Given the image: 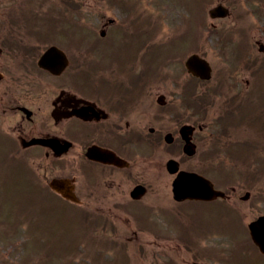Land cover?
<instances>
[{"label": "flooded vegetation", "instance_id": "obj_1", "mask_svg": "<svg viewBox=\"0 0 264 264\" xmlns=\"http://www.w3.org/2000/svg\"><path fill=\"white\" fill-rule=\"evenodd\" d=\"M69 10L71 28L64 0H0V136L37 154L39 184L72 180L74 199L52 192L68 205L49 240L52 258L120 264L123 247L162 252L156 263L188 264L184 253L190 264H215L222 255L211 243L213 206L233 194L177 201L172 184L179 171L210 176L220 118L213 125L198 108L189 111L184 82H170L159 68L153 76L147 55L119 56L115 41L95 35L87 45L80 5ZM80 229L92 233L78 236Z\"/></svg>", "mask_w": 264, "mask_h": 264}, {"label": "rangeland", "instance_id": "obj_2", "mask_svg": "<svg viewBox=\"0 0 264 264\" xmlns=\"http://www.w3.org/2000/svg\"><path fill=\"white\" fill-rule=\"evenodd\" d=\"M175 1V2H174ZM156 0V1H146L147 6H149V8L154 9L155 11L158 10L159 12H161V16L163 17V27H164V33L165 31H167V29H171L174 30V26L180 24V23H187L188 19H192L194 18L195 21L197 23H199V21L204 22L205 24L208 25V22L210 21V18H208V14L207 11L209 9V7L213 4H215V2H217V0H209L208 4L204 7L201 8L200 6H198V9L196 8L195 10H193V8L191 7L189 8H184L182 4H190V1L187 0ZM229 4L232 3V0H228ZM260 1L257 0L256 4H253L254 7L256 5H258ZM178 3V4H177ZM233 18L232 19H227V20H223L222 21H217L216 20V24H217V28L221 31V29H223L224 27H230L232 24L234 26H237L238 24V18H239V12L242 10V8H239V5L236 4L235 2H233ZM195 5V4H194ZM244 6V9H248V5H245V3L241 4L240 6ZM242 6V7H243ZM246 11H251V10H246ZM253 12V10L251 11ZM250 13V12H249ZM152 18L154 19V14H152ZM249 16V15H248ZM198 19H196V18ZM205 17V18H204ZM84 20H86L89 24L90 27H92L93 23L97 24V19H95V17H90V15H87ZM184 20V21H183ZM240 23L241 26L243 25L246 29L250 30L251 27V37L253 38L254 36H264L263 33L261 32V28L264 27V22L262 21V19H258L256 17L255 14H252V16H245L242 19H240ZM95 24V25H96ZM174 25V26H173ZM215 38V37H212ZM264 38V37H263ZM254 39V38H253ZM252 39V42H253ZM216 43V41H214V39H210L209 40H205V47H204V54L209 57V59L211 60V63L214 65L215 68H217V73L220 70V66L222 65L225 61L223 60V57L221 55V51L219 50L218 47L214 46ZM247 130V128H246ZM246 130H243V132H241L242 134H246ZM247 134H249V130H247ZM239 166H241L242 168H239L236 173L234 174V178L236 181L238 180V174L242 175L245 169V165L240 164ZM239 170L243 171V172H239ZM16 168L15 167H3L2 168V172L7 173V174H3L7 177H15V175L18 173L16 172ZM237 174V175H236ZM0 175V181L1 182H5L8 181V183H10V185L13 186V182L11 183L10 179L5 178L4 176ZM18 176L20 177V173H18ZM237 176V177H236ZM16 179L18 180V177H16ZM242 179V176H241ZM13 181V180H12ZM258 183H255V185H253L251 183V181H249L248 183H244V187L247 188V190H253V192L257 191L258 187H261L259 194H261L260 199L255 201H252L251 199L248 202H244V207H243V212L244 215L246 216V220L247 222L250 221V219L257 217L258 215H261L262 213H264V177L262 179H259V181H257ZM17 184V181H16ZM9 185V186H10ZM247 185V186H246ZM11 186V187H12ZM9 188V187H8ZM244 188V190H245ZM250 188V189H249ZM243 190V191H244ZM37 200H40V198H37ZM47 201V198H43V201ZM3 201L7 202L8 205H10V207L12 208H18L19 206L22 205V200L19 196H16L14 201L11 200H7L5 198H3ZM42 201V202H43ZM41 203H37L36 205L39 206ZM62 205V209H65V206L63 204ZM57 209L56 206H52V212L55 211ZM229 215L231 216V224H234L235 226H237L234 230H237L238 233V237H239V244H238V248L239 251L236 255V257L232 258L235 262L239 263V264H264V256H261L256 249L249 245V252L246 253V251H243V245H244V240L242 239V233L244 232V229L242 230V227H239L237 225V219L235 217L232 216V213L229 212L226 217H229ZM1 219V217H0ZM60 224L61 222L64 221H58ZM51 227H54L55 225L50 223ZM2 226H0V230H1ZM40 227H37L36 230H38ZM214 228L217 231V234L219 233H226V227H225V223L223 218L218 219L215 222ZM60 229V228H58ZM76 230V229H74ZM71 230L69 233H71ZM12 231V235L14 236V231ZM23 229V231L20 232H16L17 236L15 239V236L13 237L12 235H10L9 239H0V258L7 259L9 261L8 264H28L27 257H29L30 253L29 250H33L28 248V246H25V242L27 241L28 236L27 233H25ZM62 233H65V230H62ZM5 233L4 231H0V236L4 237ZM16 235V234H15ZM69 236V235H68ZM44 237V236H43ZM42 237V238H43ZM40 236L37 235L35 241L37 242L39 240ZM31 239V237H30ZM247 246V245H246ZM28 248V249H27ZM27 253V254H26ZM38 253V252H37ZM35 253V254H37ZM149 256V255H148ZM25 258V259H24ZM32 258V257H31ZM24 259V260H23ZM29 260V259H28ZM143 264H148V263H143Z\"/></svg>", "mask_w": 264, "mask_h": 264}, {"label": "water", "instance_id": "obj_3", "mask_svg": "<svg viewBox=\"0 0 264 264\" xmlns=\"http://www.w3.org/2000/svg\"><path fill=\"white\" fill-rule=\"evenodd\" d=\"M214 11L211 12V14L216 15V13L220 14V8L214 9ZM193 63V60L190 59L189 62V66H191ZM195 66V65H193ZM191 68V67H190ZM208 68L207 67H203L202 65L200 66V76H205L204 74L208 73ZM206 194H210V193H206ZM249 228H250V234L251 237H253L254 241L256 242V244L261 248V250L264 251V216H261L258 220L256 221H252L249 224Z\"/></svg>", "mask_w": 264, "mask_h": 264}]
</instances>
